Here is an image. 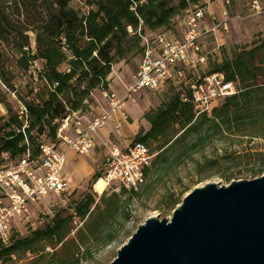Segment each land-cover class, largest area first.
<instances>
[{
    "label": "trees",
    "instance_id": "16d2710c",
    "mask_svg": "<svg viewBox=\"0 0 264 264\" xmlns=\"http://www.w3.org/2000/svg\"><path fill=\"white\" fill-rule=\"evenodd\" d=\"M203 0H0V82L9 95H15L12 83L15 72L27 73L37 62L40 69L33 80L41 87L38 100L16 99L27 109L28 128L25 131L30 143L44 134L55 140V121L67 112L82 109L90 102L93 91L108 90L107 78L111 67L123 60L128 53L125 42L131 39L140 45L139 34L145 29L154 33L161 28H170L172 20L191 6L205 7ZM130 29V31H129ZM33 35L34 47L29 41ZM141 48H139V53ZM210 72H221L226 83L236 84L237 93L223 100L210 114L194 118L190 103L180 101L174 95L158 110L147 117L148 131L133 140L147 143L164 137L174 126L180 134L174 136L157 154L150 168L161 159L160 154L180 145L176 160L188 158L194 149L215 136L242 131L248 127L264 126V38L253 43L248 50L238 49L230 58L209 67ZM262 80V81H261ZM29 87V85H27ZM0 104L6 108L7 118L0 125V155H21L25 149L23 137L15 133L20 127L15 111L2 98ZM46 130V132H45ZM34 131V135L32 134ZM195 136L194 143L187 140ZM99 173L93 175L97 180ZM139 191L121 190L112 193L113 205L105 206L103 222L114 217L122 209L120 198L129 203ZM103 194V193H102ZM101 199V198H100ZM178 200L169 205L175 206ZM91 195H87L71 214L56 213L42 229L30 231L26 237L9 236L6 244L0 241V261H6L17 253L37 255L40 246L51 243L61 247L70 234L73 217L83 220L99 209ZM121 213L124 221L129 217L126 210ZM88 234V233H87ZM92 235V234H90ZM112 237H107L106 243ZM73 243L72 241H70ZM83 242L77 236L76 248ZM79 254V253H78ZM78 254L74 256L78 262Z\"/></svg>",
    "mask_w": 264,
    "mask_h": 264
},
{
    "label": "rangeland",
    "instance_id": "374dc122",
    "mask_svg": "<svg viewBox=\"0 0 264 264\" xmlns=\"http://www.w3.org/2000/svg\"><path fill=\"white\" fill-rule=\"evenodd\" d=\"M229 2L230 4H225L224 0H203L202 2L205 7H208L205 13L208 14L211 11L218 20H221L223 19L222 9L225 8L230 19L226 30L219 29L215 38L208 37L204 41L203 49L208 52L209 67L220 63L224 58H230L238 49L248 50L253 43L264 38V0H258L261 8L259 13L251 9L250 0H229ZM153 33L145 29L146 35ZM29 41L33 48L32 34H29ZM125 46L128 53L123 60L111 67L107 78L108 89L120 96L124 94V85L130 83L131 74L135 72L140 60L139 44L136 45L128 39ZM40 66V62H37L25 74L15 72L16 76L12 80L15 97L24 101L39 99L41 87L33 80V77ZM0 91L2 98L14 112L13 99L1 82ZM95 92L96 90L92 92L95 97L100 98ZM174 95L176 92L169 83L157 91H142L136 94L135 101L127 102L125 105L127 125L119 131L114 129V136L108 135L110 144L106 141H97L94 149L85 156H78L70 151L65 170L68 190L60 195L46 197L32 206L28 221H12L8 238L13 233L19 238L26 237L30 231L42 229L56 213L61 216L71 214L87 195H91L94 199L90 211L95 204L99 209L81 221L73 217L70 234L62 247L44 243L35 256L29 253H17L6 261H0V264H110L115 259L119 248L126 244L138 226L152 217L158 220H169L172 212L181 204L183 197L193 189L202 188L207 184L226 187L232 182L249 181L264 174V126L256 128L247 126L244 131L245 136H241L243 132L236 129L230 134L215 136L198 145L190 156L183 160L175 158L180 151V145H176L169 148L166 154H160V161L150 168L144 186L129 203H124V198H120L122 209L118 210L105 224L101 212L105 206L113 205L114 200L110 191L97 195L93 189L96 182L93 175L103 173L107 148L122 147L135 137L144 135L150 127L147 117H151ZM90 103H94L93 98H90ZM222 103L223 101L219 102L218 106ZM6 118V108L0 104V125ZM108 129L109 127L106 126L105 131ZM32 134H35L34 131ZM179 134V127L174 126L164 137L148 141L146 144L151 152L157 155L167 147L164 145L169 140ZM194 141L195 136H191L187 143H194ZM173 200H178L179 203L175 206L169 205ZM124 210L129 215L126 221L121 216V213H125ZM77 236L84 244L79 249L76 248ZM109 236L112 237L111 241L106 243ZM76 253H79L78 262L74 256Z\"/></svg>",
    "mask_w": 264,
    "mask_h": 264
},
{
    "label": "built area",
    "instance_id": "2783aa9c",
    "mask_svg": "<svg viewBox=\"0 0 264 264\" xmlns=\"http://www.w3.org/2000/svg\"><path fill=\"white\" fill-rule=\"evenodd\" d=\"M230 4L229 0H224ZM251 9L259 13L258 0H250ZM206 7L191 6L172 20L170 28L140 38V60L124 86L122 96L98 89L101 102H85L82 109L67 112L55 121V140L44 134L32 144L25 134L29 115L26 107L11 94L15 114L20 122L15 133L23 137L25 149L21 155H0V241L6 244L12 221H28L30 209L46 197L60 195L68 190L65 176L66 157L59 151L66 146L75 155L85 156L94 147V138L107 124L115 131L127 125V102L142 91H157L171 84L183 103H190L194 118L210 116L219 102L237 93L236 84L226 83L221 72H210L208 52L203 49L206 38L216 36L219 29L226 30L230 20L225 8L223 19L207 14ZM130 31V29H129ZM92 96V93L91 95ZM105 156V169L101 177L103 190L119 193L139 191L146 182V170L156 154L148 145L135 140L124 147L110 146Z\"/></svg>",
    "mask_w": 264,
    "mask_h": 264
},
{
    "label": "water",
    "instance_id": "95a60500",
    "mask_svg": "<svg viewBox=\"0 0 264 264\" xmlns=\"http://www.w3.org/2000/svg\"><path fill=\"white\" fill-rule=\"evenodd\" d=\"M110 264H264V174L193 189L169 220L138 226Z\"/></svg>",
    "mask_w": 264,
    "mask_h": 264
},
{
    "label": "crops",
    "instance_id": "0c3cea01",
    "mask_svg": "<svg viewBox=\"0 0 264 264\" xmlns=\"http://www.w3.org/2000/svg\"><path fill=\"white\" fill-rule=\"evenodd\" d=\"M207 9H208V7H206ZM209 14H212V15H214L215 16V14L214 13H212L211 11L209 12ZM216 17V16H215ZM134 73V72H133ZM132 73V74H133ZM132 74H131V76H132ZM113 75V74H112ZM126 85V84H125ZM124 85V86H125ZM107 91H110V92H114V91H112V90H107ZM95 93H98L99 94V92L96 90V92ZM115 94H117L116 92H114ZM118 95V94H117ZM90 98H93L94 100H97V101H99V102H101L100 100V98H96L95 97V94L94 93H92V96L90 97ZM109 127V129L107 130V131H105V127ZM104 128H102L101 130H99L98 132H97V134H96V136H95V138H94V147L96 146V144H97V141H101V142H104V141H106L108 144H110V142H109V139H108V135H110V134H112L113 136H114V129H115V126H114V124H112V123H110V124H107ZM104 130V132H102ZM111 132V133H110ZM125 145H122V147H124ZM94 147H93V149H94ZM58 149H59V151L66 157V166H67V162H68V156H69V154H70V150L69 149H67L66 148V146H64V145H60L59 147H58ZM92 149V150H93ZM91 150V151H92ZM65 170H66V167H65ZM65 176H66V174H65ZM69 188V187H68Z\"/></svg>",
    "mask_w": 264,
    "mask_h": 264
},
{
    "label": "bare ground",
    "instance_id": "6f19581e",
    "mask_svg": "<svg viewBox=\"0 0 264 264\" xmlns=\"http://www.w3.org/2000/svg\"><path fill=\"white\" fill-rule=\"evenodd\" d=\"M95 189H96L98 192H101V191L103 190V181L98 180V181L96 182Z\"/></svg>",
    "mask_w": 264,
    "mask_h": 264
}]
</instances>
